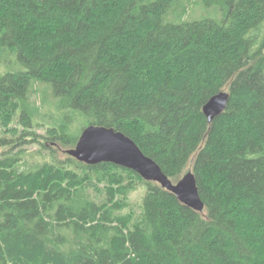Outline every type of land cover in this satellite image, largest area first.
<instances>
[{"label":"trees","instance_id":"1","mask_svg":"<svg viewBox=\"0 0 264 264\" xmlns=\"http://www.w3.org/2000/svg\"><path fill=\"white\" fill-rule=\"evenodd\" d=\"M15 120L28 134L0 136V264H264V0H0V131ZM40 124L64 154L88 126L124 133L173 183L191 170L204 211L59 159ZM26 143L48 158L29 165ZM88 173H111L103 196ZM125 174L146 187L139 211Z\"/></svg>","mask_w":264,"mask_h":264},{"label":"water","instance_id":"2","mask_svg":"<svg viewBox=\"0 0 264 264\" xmlns=\"http://www.w3.org/2000/svg\"><path fill=\"white\" fill-rule=\"evenodd\" d=\"M228 100L229 93L222 91L207 102L203 112L209 123L225 111ZM65 153L87 165L110 163L132 170L144 181L159 184L193 210L203 212L205 209L196 177L191 170L177 183H173L159 164L146 156L130 137L113 128L88 126L83 130L75 148L66 150Z\"/></svg>","mask_w":264,"mask_h":264},{"label":"rangeland","instance_id":"3","mask_svg":"<svg viewBox=\"0 0 264 264\" xmlns=\"http://www.w3.org/2000/svg\"><path fill=\"white\" fill-rule=\"evenodd\" d=\"M201 14H202V11L199 8H197L196 15L200 16ZM47 109L48 108L44 109L43 112ZM48 131H49V127L44 126L42 124L37 125L34 129L31 130V132L39 134L40 136H42L40 139V142L45 143L50 148H55V149L59 150V153H58L59 159L63 160V159H66L67 157H69L68 154H64L63 148L54 147V145H52L51 141H46V136L48 134ZM25 132L26 131L24 130V128L19 125L18 120H15L14 122L9 123L8 125H2L1 131H0V136L12 139V138H18L22 135L27 136L28 133H25ZM27 140H31V138L27 137ZM23 148H24V150H26L28 156H31V157H29V161H28L29 165H33V164H36L37 162L43 161L42 158H48L47 156L49 155V153L45 152V151L43 152L44 157L42 156V158H40V155L38 154V152L42 149V145H40V144L37 145L34 143H26V144H23ZM77 172L81 174L80 170H78ZM111 173H106L104 175H98V176H95V173H88L86 175V177H88V180L91 181L89 183L90 185H88L89 187L88 186L87 187L91 188V193L93 196H95L96 194L103 196V193H104L103 188H108L109 185L111 184V175H110ZM118 173H121V172H118ZM113 174H115V173L113 172ZM119 175H117V176H119ZM117 176H116V178H117ZM124 176H125L124 181H126L125 184L130 183L132 185H135V188H136V190L133 191L129 196V206H130V208H132L136 211H139L140 207L142 205V201H143L145 194H146V187L143 185V183L141 181L132 179V177H130V175L125 174ZM99 177L104 178V181L100 182L98 180ZM119 186L120 185L118 183H114L115 188H118ZM127 211H128V208L126 209L125 212H127Z\"/></svg>","mask_w":264,"mask_h":264}]
</instances>
